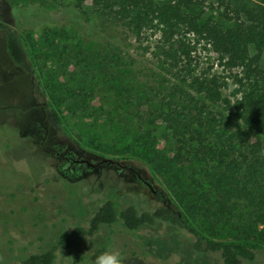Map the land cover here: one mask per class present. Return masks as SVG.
Listing matches in <instances>:
<instances>
[{"label": "rangeland", "instance_id": "1", "mask_svg": "<svg viewBox=\"0 0 264 264\" xmlns=\"http://www.w3.org/2000/svg\"><path fill=\"white\" fill-rule=\"evenodd\" d=\"M12 1L42 7L47 20L22 35L32 77L7 57L0 28V264H17L29 253L48 250L61 232L85 228L105 199L118 209L169 206L202 237L245 242L256 251L254 264H264V204L230 199V213L218 218L205 174L212 163L163 165L177 151L175 130L187 138L196 127L191 102L204 108L203 143L217 150L244 128L230 109L164 70L155 34L138 38L124 17L105 22L90 0ZM221 12L208 0L202 19L230 26ZM0 23L12 26L3 0ZM194 59L195 74L215 77L221 96L233 100L236 71L224 69L201 42ZM44 100L58 112L60 131L45 120ZM146 141L162 170L132 155ZM192 240L188 231L163 222L138 230L104 225L70 248L56 249L53 264H94L109 249L119 250L125 264H223L218 253L195 252Z\"/></svg>", "mask_w": 264, "mask_h": 264}, {"label": "trees", "instance_id": "2", "mask_svg": "<svg viewBox=\"0 0 264 264\" xmlns=\"http://www.w3.org/2000/svg\"><path fill=\"white\" fill-rule=\"evenodd\" d=\"M3 1L12 19L11 27L0 23V28L5 30L6 55L23 73L32 77L35 70L22 35L44 24L46 12L31 3L17 5L12 0ZM207 1L90 0L105 22L124 17L138 38L143 33L155 34L154 46L162 68L181 81L190 80L194 90L203 92L209 101L222 102L244 125L226 139L224 148L212 149L203 143L199 130V127L207 125L204 108L192 103L191 99L196 127H192L187 138L175 130L174 140L179 143L177 151L163 163L168 168H171L172 162L197 159L212 163L206 167L205 174L210 186L209 197L214 196V204L217 205L213 211L221 218L232 209L226 202L230 199L247 198L257 205L264 204L259 200L264 197V69L260 66L264 53V0H214L222 10V18L231 23L228 27L202 19ZM200 42L208 45L224 69L236 71L232 74V81L236 83L238 94L233 100L221 96L215 77L208 80L195 74L194 53ZM40 107L48 124L60 131L58 112L46 100ZM131 153L152 164L156 172L162 170L163 165L152 159L149 141L143 142L139 151L133 149ZM155 198L160 200L161 196L156 193ZM207 199L209 201V198H204ZM186 203L185 208L193 211V206L188 201ZM157 222L188 231L193 236L191 248L195 252L218 253L223 264H254L257 258L254 248L245 242L202 237L169 206L139 211L129 204L118 209L113 200L105 199L91 214L85 228L75 226L61 232L48 250L29 253L17 264H53L56 249H68L84 236H92L104 225L120 223L127 230H138L154 226Z\"/></svg>", "mask_w": 264, "mask_h": 264}, {"label": "clouds", "instance_id": "3", "mask_svg": "<svg viewBox=\"0 0 264 264\" xmlns=\"http://www.w3.org/2000/svg\"><path fill=\"white\" fill-rule=\"evenodd\" d=\"M94 264H125V257L119 250L109 249L98 255Z\"/></svg>", "mask_w": 264, "mask_h": 264}, {"label": "water", "instance_id": "4", "mask_svg": "<svg viewBox=\"0 0 264 264\" xmlns=\"http://www.w3.org/2000/svg\"><path fill=\"white\" fill-rule=\"evenodd\" d=\"M134 173L136 174L138 180H141V181H143V182H146V181L141 177V175H140L139 172L134 171Z\"/></svg>", "mask_w": 264, "mask_h": 264}]
</instances>
